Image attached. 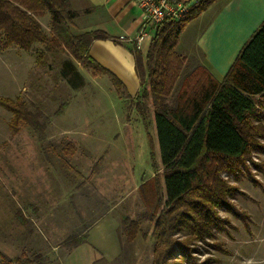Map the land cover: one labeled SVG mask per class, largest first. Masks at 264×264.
<instances>
[{
	"label": "rangeland",
	"instance_id": "rangeland-1",
	"mask_svg": "<svg viewBox=\"0 0 264 264\" xmlns=\"http://www.w3.org/2000/svg\"><path fill=\"white\" fill-rule=\"evenodd\" d=\"M36 20L50 34V15ZM42 48L36 43L23 53L0 43V97L28 101L46 125L40 135L26 126L13 134V114L0 106V252L14 264L37 256L61 264L71 240L111 214L122 242L112 264H153L155 223L169 211L154 119H147L152 147L135 104L118 95L109 76L95 78L67 55L42 67L36 63ZM62 63L72 65L76 87L62 77ZM256 108L264 115V101ZM252 123L264 127V118ZM253 138L245 162L218 174L231 191L215 208L210 234L188 245L194 260L188 263L177 247L168 264H264V212L250 216L244 207L251 212L250 202L264 198V137ZM181 227L173 238L184 244L190 231Z\"/></svg>",
	"mask_w": 264,
	"mask_h": 264
},
{
	"label": "trees",
	"instance_id": "trees-1",
	"mask_svg": "<svg viewBox=\"0 0 264 264\" xmlns=\"http://www.w3.org/2000/svg\"><path fill=\"white\" fill-rule=\"evenodd\" d=\"M216 1L202 0L191 6L184 18L164 22L154 33L146 55L136 46L132 49L143 87L135 105L145 126L150 114L155 121L165 184L164 203L169 209L155 223L153 234L158 244L153 264H168L177 247L179 255L188 263L194 260L188 245L191 240L205 239L210 234L218 221L215 208L225 204V197L231 191L218 174L237 170L249 157L250 147L255 145L253 137H264V127L252 123L254 119L264 118L253 99L264 94V23L246 43L223 82L199 67L188 73L177 89L187 63L186 57L177 51L181 32ZM46 14L51 20L50 34L36 20ZM75 17L69 0H0V43L3 48L17 46L24 50L41 44L43 48L36 53L38 65L44 67L49 58L55 61L67 55L97 78L105 70L91 58L89 48L95 40L110 37L103 32L74 36L70 24ZM62 64V77L75 84L72 65ZM113 81L121 90V84L114 78ZM0 106L13 114L10 128L14 134L22 126L39 135L44 133L42 114L28 101L0 97ZM62 109L61 106L58 114ZM147 129L149 133V126ZM148 135L154 147V139ZM66 150V155L75 153L72 144ZM123 222L130 223L133 231H137V224L130 219ZM178 227L190 231L184 244L174 241ZM86 241L84 231L67 245L68 252ZM23 260L14 261L45 264L40 256L34 261ZM0 262L14 264L1 252Z\"/></svg>",
	"mask_w": 264,
	"mask_h": 264
},
{
	"label": "crops",
	"instance_id": "crops-1",
	"mask_svg": "<svg viewBox=\"0 0 264 264\" xmlns=\"http://www.w3.org/2000/svg\"><path fill=\"white\" fill-rule=\"evenodd\" d=\"M69 1L72 11L76 13V17L70 24L74 36L103 32L110 37L107 40H95L89 48L90 56L105 70L103 75L111 78L112 86L118 95L134 105L136 99L140 98L143 93L142 83L136 71L135 57L132 53L133 47H137L136 38L142 23L141 11L131 0ZM179 1L193 6L195 1L202 0ZM263 23L264 0H217L181 32L177 51L181 50L179 53L186 57L187 63L182 71L186 73L183 78L181 75L177 85L183 82L188 73L199 67L204 68L218 82H223L238 58L237 56ZM151 40H146L140 47L144 55L148 52ZM13 47L23 53L28 51L17 46ZM113 78L121 84V90L116 88ZM16 84L18 85V79H16ZM253 99L258 106L261 101H264V94ZM139 116L145 125L144 119L141 115ZM145 129L147 130V126ZM153 133H156V129ZM263 200L264 198L259 202L263 204ZM259 202H250L255 205L251 212L246 209L247 204L244 206L250 216L253 212L257 214L264 212V204L261 206ZM118 230V219L111 214L99 218L86 231V243L67 252L61 264L114 263L122 254Z\"/></svg>",
	"mask_w": 264,
	"mask_h": 264
},
{
	"label": "built area",
	"instance_id": "built-area-1",
	"mask_svg": "<svg viewBox=\"0 0 264 264\" xmlns=\"http://www.w3.org/2000/svg\"><path fill=\"white\" fill-rule=\"evenodd\" d=\"M142 13L141 27L137 34V49L148 39L154 38V33L168 20L178 21L189 14L190 4L179 0H131ZM199 3L195 1L194 5Z\"/></svg>",
	"mask_w": 264,
	"mask_h": 264
}]
</instances>
